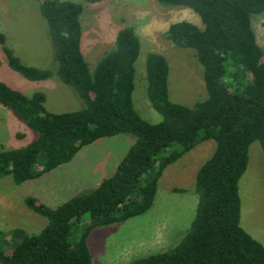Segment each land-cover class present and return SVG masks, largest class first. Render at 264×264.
<instances>
[{"label": "trees", "instance_id": "16d2710c", "mask_svg": "<svg viewBox=\"0 0 264 264\" xmlns=\"http://www.w3.org/2000/svg\"><path fill=\"white\" fill-rule=\"evenodd\" d=\"M37 1L56 71L24 64L0 34L2 52L10 68L27 80L58 78L77 92L85 107L51 113L44 93L27 96L0 82V105L37 134L25 147L0 148V179L10 176L18 186L39 178L109 136L129 133L136 141L95 189L55 208L25 198V205L47 223L36 234L14 229L6 235L0 230V264H93L88 245L92 230L146 213L165 169L211 140L216 149L196 173L198 201L189 231L172 249L130 264H264V245L241 225L239 195L250 147L260 142L264 152V49L251 26V17L264 13V0H156L199 16L202 28L182 20L170 24L165 37L178 48L196 52L208 93L192 107L173 102L169 63L162 54L150 53L147 97L162 117L156 124L138 113L133 100L141 53L135 29L120 27L114 46L92 71L81 50L82 5Z\"/></svg>", "mask_w": 264, "mask_h": 264}, {"label": "rangeland", "instance_id": "374dc122", "mask_svg": "<svg viewBox=\"0 0 264 264\" xmlns=\"http://www.w3.org/2000/svg\"><path fill=\"white\" fill-rule=\"evenodd\" d=\"M66 1L82 5L81 50L92 71L104 52L114 46L120 27L130 25L135 29L141 53L135 65L133 100L145 120L153 124L162 120L147 97L146 61L152 52L162 54L169 63V93L173 102L192 107L208 98L204 70L196 52L178 48L165 37L168 26L182 20L202 28L199 16L193 11L162 6L156 0H102L95 4L84 0ZM251 26L264 49V13L253 15ZM0 34L5 37V46L24 64L56 71L58 63L37 0H0ZM0 82L27 96L44 93L45 106L51 113L73 112L85 107L77 92L58 78L34 82L12 70L1 45ZM36 137L37 134L14 112L0 105V148H22ZM135 141L129 133L98 140L84 147L68 164L18 186L10 176L1 178L0 230L6 235L14 229L28 234L39 233L47 221L25 205V198L34 197L55 208L95 189L103 179L111 176ZM215 149L213 140L205 141L168 166L158 180L153 204L146 213L93 229L88 240L93 264H130L136 259L168 251L180 243L196 217V173ZM249 154L247 169L239 181L241 225L264 245V152L261 143L255 142Z\"/></svg>", "mask_w": 264, "mask_h": 264}]
</instances>
